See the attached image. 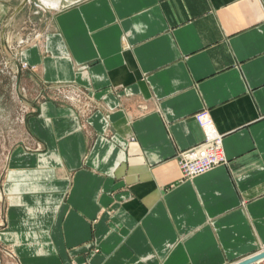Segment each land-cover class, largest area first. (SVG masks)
Returning <instances> with one entry per match:
<instances>
[{
    "label": "crops",
    "instance_id": "0c3cea01",
    "mask_svg": "<svg viewBox=\"0 0 264 264\" xmlns=\"http://www.w3.org/2000/svg\"><path fill=\"white\" fill-rule=\"evenodd\" d=\"M51 2L52 29L18 57L78 98L39 105L9 154L0 264H233L263 250L264 0ZM203 111L226 162L184 179Z\"/></svg>",
    "mask_w": 264,
    "mask_h": 264
},
{
    "label": "rangeland",
    "instance_id": "374dc122",
    "mask_svg": "<svg viewBox=\"0 0 264 264\" xmlns=\"http://www.w3.org/2000/svg\"><path fill=\"white\" fill-rule=\"evenodd\" d=\"M61 1L64 10L68 4L79 0ZM54 7L51 0H0V179L12 148L23 146V140L27 138L26 118L36 112L17 92L15 60H19L18 56L30 45L43 42L46 33L52 29L54 15L59 12L54 11ZM18 65L21 68L20 93L38 108L48 101L60 103L63 99L78 98L76 91L72 93L62 89L60 84L42 82L37 66L20 60ZM34 77L36 80L32 79ZM93 252L99 253V250L95 248ZM261 252L264 249L256 254ZM256 263L264 264V259L253 264ZM84 264H91V261Z\"/></svg>",
    "mask_w": 264,
    "mask_h": 264
},
{
    "label": "built area",
    "instance_id": "2783aa9c",
    "mask_svg": "<svg viewBox=\"0 0 264 264\" xmlns=\"http://www.w3.org/2000/svg\"><path fill=\"white\" fill-rule=\"evenodd\" d=\"M196 118L205 132V141L178 156V163L184 179L205 174L226 162L222 148V137L215 129L210 114L203 111Z\"/></svg>",
    "mask_w": 264,
    "mask_h": 264
},
{
    "label": "water",
    "instance_id": "95a60500",
    "mask_svg": "<svg viewBox=\"0 0 264 264\" xmlns=\"http://www.w3.org/2000/svg\"><path fill=\"white\" fill-rule=\"evenodd\" d=\"M20 81H21V68L20 66L18 65V80H17V92L19 94V96L24 100V102L28 105H30L31 107L35 108L36 109V112L34 113H31L29 114L30 115H35V114H38L40 112V108H38L35 104L31 103V102H28V100L26 98H24L22 96V94L20 93V90H19V86H20ZM26 122H27V118H26ZM23 145V144H22ZM264 259V252H261L259 254H256L254 256H251L250 258H247L245 260H242L236 264H253L257 261H260V260H263Z\"/></svg>",
    "mask_w": 264,
    "mask_h": 264
},
{
    "label": "bare ground",
    "instance_id": "6f19581e",
    "mask_svg": "<svg viewBox=\"0 0 264 264\" xmlns=\"http://www.w3.org/2000/svg\"><path fill=\"white\" fill-rule=\"evenodd\" d=\"M17 62V61H16ZM257 262H260V261H257Z\"/></svg>",
    "mask_w": 264,
    "mask_h": 264
}]
</instances>
